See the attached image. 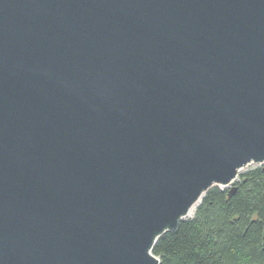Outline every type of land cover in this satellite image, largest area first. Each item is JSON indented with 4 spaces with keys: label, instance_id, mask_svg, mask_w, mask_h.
Here are the masks:
<instances>
[{
    "label": "water",
    "instance_id": "water-1",
    "mask_svg": "<svg viewBox=\"0 0 264 264\" xmlns=\"http://www.w3.org/2000/svg\"><path fill=\"white\" fill-rule=\"evenodd\" d=\"M252 163L264 0H0V264H159Z\"/></svg>",
    "mask_w": 264,
    "mask_h": 264
},
{
    "label": "trees",
    "instance_id": "trees-1",
    "mask_svg": "<svg viewBox=\"0 0 264 264\" xmlns=\"http://www.w3.org/2000/svg\"><path fill=\"white\" fill-rule=\"evenodd\" d=\"M236 192L211 186L194 216L161 234L159 264H264V164L239 173Z\"/></svg>",
    "mask_w": 264,
    "mask_h": 264
},
{
    "label": "bare ground",
    "instance_id": "bare-ground-1",
    "mask_svg": "<svg viewBox=\"0 0 264 264\" xmlns=\"http://www.w3.org/2000/svg\"><path fill=\"white\" fill-rule=\"evenodd\" d=\"M200 204V201H198L197 203H195L194 205H193V207L190 209V211L188 212L189 214H188V216H190V215H194L195 214V210H196V208L198 207V205Z\"/></svg>",
    "mask_w": 264,
    "mask_h": 264
},
{
    "label": "rangeland",
    "instance_id": "rangeland-1",
    "mask_svg": "<svg viewBox=\"0 0 264 264\" xmlns=\"http://www.w3.org/2000/svg\"><path fill=\"white\" fill-rule=\"evenodd\" d=\"M255 164H256V163H252V164L247 165V167L243 168L242 171L248 169L249 167H252V166L255 165ZM242 171H241V172H242Z\"/></svg>",
    "mask_w": 264,
    "mask_h": 264
}]
</instances>
